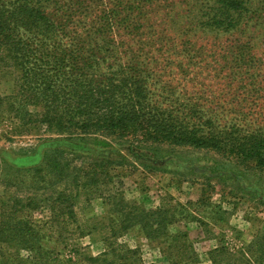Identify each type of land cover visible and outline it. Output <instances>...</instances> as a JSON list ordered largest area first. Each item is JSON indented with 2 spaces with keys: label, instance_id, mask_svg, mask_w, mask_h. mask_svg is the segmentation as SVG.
<instances>
[{
  "label": "rangeland",
  "instance_id": "rangeland-1",
  "mask_svg": "<svg viewBox=\"0 0 264 264\" xmlns=\"http://www.w3.org/2000/svg\"><path fill=\"white\" fill-rule=\"evenodd\" d=\"M39 1L52 14L50 21L55 23L57 14L65 20L63 32L52 27L19 36L46 52L61 46L72 54L78 48L94 61L95 74L140 82L143 97L135 100L143 117L154 103L158 115L150 113L157 118L169 110L172 118L197 134L214 135L221 145L229 139H264V0H237L233 6L221 0ZM39 1L27 0V5L36 7ZM11 63L0 57V203H10L15 195L35 196L36 204L18 216L41 233L40 246L48 251L45 264H87L84 255H98L109 243L133 250L135 263L180 264L189 262L186 252L192 251L194 264H210L211 250L225 248L224 262L231 258L228 253L264 235V165L255 158L163 145L150 164L155 170L147 172L141 168L145 159L131 158L143 145L83 136L65 146V137L51 134L43 124L19 119L17 110L35 113L40 107L22 108L12 98L19 73ZM57 149L65 154L75 150L68 156L85 168L109 159L104 169L110 180L98 184L101 193L117 191L136 208L168 209L172 219L165 234L149 238L136 225L116 230L118 214L109 210L105 198L82 189L73 199V218L55 219L56 203L42 199L49 191L41 184L54 178L46 165ZM116 152L136 167L113 164ZM5 256L10 264H42L11 241H0V261Z\"/></svg>",
  "mask_w": 264,
  "mask_h": 264
},
{
  "label": "trees",
  "instance_id": "trees-1",
  "mask_svg": "<svg viewBox=\"0 0 264 264\" xmlns=\"http://www.w3.org/2000/svg\"><path fill=\"white\" fill-rule=\"evenodd\" d=\"M38 1L35 0V3ZM221 3L233 6L237 5L238 1L221 0ZM27 4V0H0V57L11 59V68L19 73L15 80L18 92L12 98L16 99L22 108L28 104L40 107L35 113H29L26 109L17 110L16 114L23 120V124L39 122L51 134L65 137V146L69 147L74 146L72 139L83 136L106 139L118 144L127 142L135 147L143 145L142 148L131 152V158L133 161L145 159L141 168L147 172L155 170L150 164L159 157L157 152L163 145L171 148H211L238 160L255 158L258 165H264V139L256 143L250 140L243 143L229 139L226 144L221 145L214 135L197 134L185 122L181 123L176 117L172 118L169 110L164 118H157L150 113L157 114L154 103L150 106L151 111H145L149 115L143 117L139 101L135 100L136 96L141 95L140 82H133L130 77L116 81L113 73L95 74L97 68L92 65L94 61L81 56L78 48L72 54L65 48H60L61 46L46 52L41 46H34L32 42L21 38V31L30 33L35 29L33 31L40 30L39 33H45L53 27L61 33L65 26L61 15L57 14L58 20L56 18L55 23L50 21L52 14L43 10L40 1L36 7ZM74 152L76 151L69 150V153ZM69 153L65 154L64 149L53 151L46 166L54 178L43 180L41 184L44 190L49 191L42 199L56 203L55 219L62 215L65 217L60 219L64 221L73 218V199L82 189L87 190L89 194L94 193L105 198L109 210L118 214L116 230L123 231L136 225L149 238L165 234V226L172 219L168 209L136 208L123 201L117 191L105 195L101 193L98 184H106L110 180L104 169L111 163L109 159L92 161L90 167L85 168L82 164L74 163L68 156ZM116 155L119 158L113 160V164L125 166L127 163L132 168L136 167L133 164L135 162L127 161L126 156L119 152H116ZM39 161L38 158L35 163ZM13 165L23 166L15 161ZM34 197L15 195L10 203H0V241L14 242L27 250L33 260L45 264L48 251L40 246L41 233L37 232L30 221L18 216L23 208L36 204L37 199L34 200ZM6 207L12 208V212L5 210ZM114 230L115 228H111V235L115 234ZM263 238L264 235H255L246 246L228 253L231 258L224 262L220 257L227 254L225 248L211 250L208 253L209 263L264 264ZM132 252L133 250L123 244L109 243L107 249L100 254L83 257L87 264H140L133 262ZM191 253L186 252L189 262L186 260L180 264H194L196 256L194 252ZM0 264L10 263H6L5 256Z\"/></svg>",
  "mask_w": 264,
  "mask_h": 264
}]
</instances>
